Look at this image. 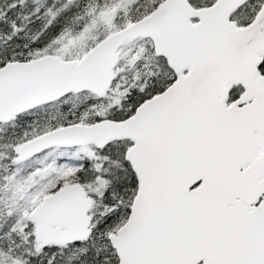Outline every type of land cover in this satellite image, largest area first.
<instances>
[{"label": "snow or ice", "instance_id": "snow-or-ice-1", "mask_svg": "<svg viewBox=\"0 0 264 264\" xmlns=\"http://www.w3.org/2000/svg\"><path fill=\"white\" fill-rule=\"evenodd\" d=\"M0 264H264V0H0Z\"/></svg>", "mask_w": 264, "mask_h": 264}, {"label": "trees", "instance_id": "trees-1", "mask_svg": "<svg viewBox=\"0 0 264 264\" xmlns=\"http://www.w3.org/2000/svg\"><path fill=\"white\" fill-rule=\"evenodd\" d=\"M120 2L116 3V4H111L110 6L106 7L102 13V15L106 14V13H111L110 18L108 19V23L112 22V19L114 16H116L117 13V9L120 8ZM112 9H115L116 11L114 13H112Z\"/></svg>", "mask_w": 264, "mask_h": 264}, {"label": "rangeland", "instance_id": "rangeland-1", "mask_svg": "<svg viewBox=\"0 0 264 264\" xmlns=\"http://www.w3.org/2000/svg\"><path fill=\"white\" fill-rule=\"evenodd\" d=\"M120 7H121V4H120ZM115 11H116L115 9H112V13H114ZM103 16H106L109 19L111 16V13H106Z\"/></svg>", "mask_w": 264, "mask_h": 264}]
</instances>
